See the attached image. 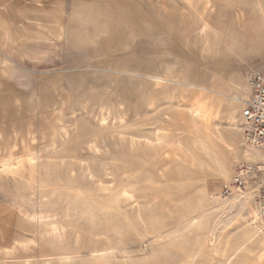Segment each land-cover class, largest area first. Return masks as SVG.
Listing matches in <instances>:
<instances>
[{"label":"rangeland","instance_id":"obj_1","mask_svg":"<svg viewBox=\"0 0 264 264\" xmlns=\"http://www.w3.org/2000/svg\"><path fill=\"white\" fill-rule=\"evenodd\" d=\"M24 1L0 49V165L22 161L0 170V264H264L255 194L221 197L262 159L240 112L264 0Z\"/></svg>","mask_w":264,"mask_h":264},{"label":"built area","instance_id":"obj_2","mask_svg":"<svg viewBox=\"0 0 264 264\" xmlns=\"http://www.w3.org/2000/svg\"><path fill=\"white\" fill-rule=\"evenodd\" d=\"M247 87L248 95L241 103L240 112L242 146L259 153L262 159L237 164L221 197L224 200L235 199L251 190L255 194L264 231V71L250 72Z\"/></svg>","mask_w":264,"mask_h":264},{"label":"crops","instance_id":"obj_3","mask_svg":"<svg viewBox=\"0 0 264 264\" xmlns=\"http://www.w3.org/2000/svg\"><path fill=\"white\" fill-rule=\"evenodd\" d=\"M25 2L24 0H0V49H10V45L6 48L4 37L6 35L15 34L19 32V13L17 6ZM25 10V8H24ZM21 17V16H20ZM13 18V19H12ZM32 28V27H31Z\"/></svg>","mask_w":264,"mask_h":264},{"label":"bare ground","instance_id":"obj_4","mask_svg":"<svg viewBox=\"0 0 264 264\" xmlns=\"http://www.w3.org/2000/svg\"><path fill=\"white\" fill-rule=\"evenodd\" d=\"M191 113L198 117V118H201V119H204L206 121H210L212 116H213V111L212 109L206 105L205 103H198L196 104L192 109H191ZM219 140L221 142H223L224 144H226L228 147H230L226 141V139H224L223 137H220ZM34 160L35 158L33 156H30L26 159V162L28 164H32L34 163ZM21 160L20 161H17L16 163L15 162H7V163H3L2 165H0V170L3 172V173H6V174H12L14 173L15 171V168L17 167V165L21 164ZM254 218L256 219L257 218V214L254 213ZM255 222V221H254Z\"/></svg>","mask_w":264,"mask_h":264}]
</instances>
